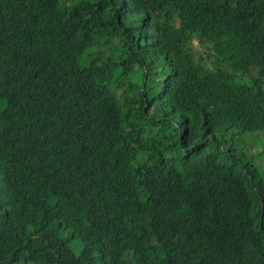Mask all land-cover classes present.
Segmentation results:
<instances>
[{
    "label": "trees",
    "instance_id": "1",
    "mask_svg": "<svg viewBox=\"0 0 264 264\" xmlns=\"http://www.w3.org/2000/svg\"><path fill=\"white\" fill-rule=\"evenodd\" d=\"M0 264H264V0H0Z\"/></svg>",
    "mask_w": 264,
    "mask_h": 264
},
{
    "label": "rangeland",
    "instance_id": "2",
    "mask_svg": "<svg viewBox=\"0 0 264 264\" xmlns=\"http://www.w3.org/2000/svg\"><path fill=\"white\" fill-rule=\"evenodd\" d=\"M195 45L197 44V42H195L194 43ZM248 148H252L253 150H256L257 148L256 147H253V146H251V143H250V141L248 140Z\"/></svg>",
    "mask_w": 264,
    "mask_h": 264
}]
</instances>
